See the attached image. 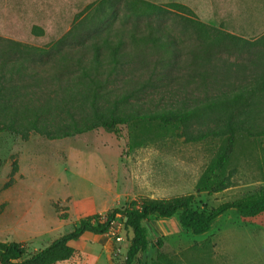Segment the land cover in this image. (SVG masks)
<instances>
[{
    "label": "rangeland",
    "instance_id": "obj_1",
    "mask_svg": "<svg viewBox=\"0 0 264 264\" xmlns=\"http://www.w3.org/2000/svg\"><path fill=\"white\" fill-rule=\"evenodd\" d=\"M100 1L0 0V37L50 46ZM142 1L165 9L152 24L173 33L184 47L199 42L192 21L246 40L264 34V0ZM116 7L117 13L126 10L124 2ZM203 128L162 131L134 123L60 140L34 133L23 140L0 131V241L22 244L29 257L80 221L133 202L191 195L193 210L207 213L264 194V137L236 138L228 167L215 172L229 183L227 189L198 190L224 145L212 138L192 140ZM144 226L149 247L135 264H264V214L249 218L229 210L203 235L192 234L178 214L151 216ZM132 238L118 216L105 235L87 233L71 242L75 257L58 264H124Z\"/></svg>",
    "mask_w": 264,
    "mask_h": 264
},
{
    "label": "trees",
    "instance_id": "obj_2",
    "mask_svg": "<svg viewBox=\"0 0 264 264\" xmlns=\"http://www.w3.org/2000/svg\"><path fill=\"white\" fill-rule=\"evenodd\" d=\"M120 2L123 14L116 11ZM164 13L147 1L101 0L50 46L0 37V131L23 140L31 133L60 140L134 123L162 131L204 127L191 139L224 145L198 190L227 189L229 183L215 172L228 167L236 138L264 137V34L246 40L192 21L199 42L184 47L173 33L152 24ZM193 201L191 195L148 198L103 217L93 215L29 257L22 244L0 241V264L70 261L76 254L71 242L87 233L105 235L118 216L133 232L124 264H135L148 250L144 222L151 216L178 214L192 234L203 235L229 210L249 218L264 214V194L207 213L193 210Z\"/></svg>",
    "mask_w": 264,
    "mask_h": 264
}]
</instances>
